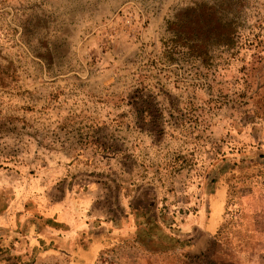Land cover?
<instances>
[{"label":"rangeland","instance_id":"obj_1","mask_svg":"<svg viewBox=\"0 0 264 264\" xmlns=\"http://www.w3.org/2000/svg\"><path fill=\"white\" fill-rule=\"evenodd\" d=\"M118 260L264 263V0H0V264Z\"/></svg>","mask_w":264,"mask_h":264},{"label":"trees","instance_id":"obj_2","mask_svg":"<svg viewBox=\"0 0 264 264\" xmlns=\"http://www.w3.org/2000/svg\"><path fill=\"white\" fill-rule=\"evenodd\" d=\"M212 17L213 18H211V19H209V20H207L208 22H209V24H208V26H211V25H213V27H212V30H215L217 27H223V25H222V21L220 20V19H216V14H212ZM216 34V33H215ZM218 36V35H217ZM176 39H178L177 41H175V42H178L179 41V37L177 38L176 37ZM186 44H184V46H185ZM186 47H187V49L189 48L187 45H186ZM203 45L201 46H196V45H194V46H190V48L189 49H191V50H193L194 48H196L197 49V51L199 50H203L205 47H203ZM195 50V49H194Z\"/></svg>","mask_w":264,"mask_h":264},{"label":"crops","instance_id":"obj_3","mask_svg":"<svg viewBox=\"0 0 264 264\" xmlns=\"http://www.w3.org/2000/svg\"><path fill=\"white\" fill-rule=\"evenodd\" d=\"M217 219H214V221L212 222L213 223V226H214V229L215 230H217ZM212 229V227L210 228V229H208V231L207 232H209V233H211V230ZM193 249H191V252L192 253H201L203 250L200 248V249H197L198 247H196L195 248V246L194 247H192ZM76 256H78L77 254H76ZM75 258V257H74ZM118 263H116V264H122L121 262V260H118L117 261ZM86 264H88V263H86ZM125 264V263H124ZM250 264H264L263 262L262 263H260V262H258V261H254V262H252V263H250Z\"/></svg>","mask_w":264,"mask_h":264}]
</instances>
